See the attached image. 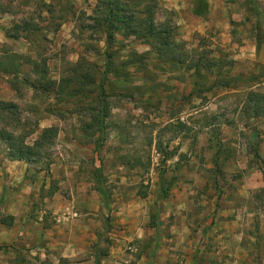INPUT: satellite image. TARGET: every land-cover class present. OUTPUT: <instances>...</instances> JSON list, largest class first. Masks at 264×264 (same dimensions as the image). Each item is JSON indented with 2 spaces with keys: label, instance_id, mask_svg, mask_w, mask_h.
I'll return each mask as SVG.
<instances>
[{
  "label": "rangeland",
  "instance_id": "374dc122",
  "mask_svg": "<svg viewBox=\"0 0 264 264\" xmlns=\"http://www.w3.org/2000/svg\"><path fill=\"white\" fill-rule=\"evenodd\" d=\"M99 2L0 0V131L57 128L0 138V264H264V0H147L182 64Z\"/></svg>",
  "mask_w": 264,
  "mask_h": 264
},
{
  "label": "trees",
  "instance_id": "16d2710c",
  "mask_svg": "<svg viewBox=\"0 0 264 264\" xmlns=\"http://www.w3.org/2000/svg\"><path fill=\"white\" fill-rule=\"evenodd\" d=\"M147 1V0H146ZM140 4L137 1L131 0H100L99 7L96 9V13L98 15L97 18L94 19L95 26H102L106 35V43L107 45L110 43V39H112L115 32L120 31L123 33L125 37L133 35L134 37H138L144 39L146 43L150 45V47L155 50L161 57H169V60H176L177 57L179 63H184L186 61V53L182 52L184 59L182 60L180 55L177 53L178 47L180 44L175 42L174 40V26L167 22L154 23V15L153 13V5L149 2ZM30 63L31 70L34 74H36L39 78V84H35L34 81H30V84L33 87H37L42 91H49L51 88L50 83L44 84L41 82L46 78L43 77L45 69L40 68V64H38L34 60H28ZM45 63V62H44ZM189 68H194L196 71H199L198 64L195 62L190 63ZM104 73H107V68H105ZM86 72H81L78 76H75V81L79 84V80L86 81L88 83H93L94 79L90 78ZM29 79V78H28ZM69 82V79H66L65 82ZM103 80H100L98 85L99 87V96L98 101L103 103L102 95L104 94ZM224 87H228L229 83H222ZM64 79L63 84H61V88L64 87ZM249 108H252V111L255 115H261L260 107L256 106V101H258V96L256 94L250 93L247 95ZM253 103L251 106L250 103ZM261 102V96L259 98V102ZM5 109L15 108V104L13 103H5L3 107ZM103 111V110H102ZM264 113V111H263ZM102 117L99 118V123L102 122ZM57 133V128L55 126H49L42 130V133L38 136V138L33 142V144H25L23 140H18L17 137H13L12 134H7L3 130L0 131V138L4 139L11 146V155L16 158L28 159L34 155L40 157V151L43 150V147L51 142V139L55 137ZM102 144L100 140L97 145ZM38 160V159H37ZM99 181V185H100ZM99 192L104 195V190L101 186L98 187Z\"/></svg>",
  "mask_w": 264,
  "mask_h": 264
}]
</instances>
